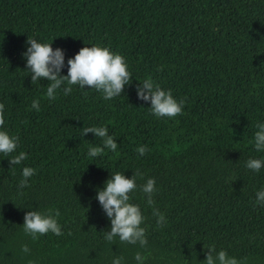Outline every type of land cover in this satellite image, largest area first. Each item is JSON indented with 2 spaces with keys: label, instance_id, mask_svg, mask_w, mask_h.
<instances>
[{
  "label": "trees",
  "instance_id": "1",
  "mask_svg": "<svg viewBox=\"0 0 264 264\" xmlns=\"http://www.w3.org/2000/svg\"><path fill=\"white\" fill-rule=\"evenodd\" d=\"M27 37L63 50L65 76L81 47H107L125 58L131 81L111 100L79 85L64 95L66 84L49 100L50 82L31 83L26 69ZM148 77L185 98L181 115L157 118L137 98ZM0 103V130L19 137L15 152L0 153V264H112L118 256L137 264V252L144 264H203L209 245L264 264V205L255 203L264 167H245L264 160L253 139L264 123V0H0ZM84 126L107 127L117 150L89 157L102 140L82 136ZM141 145L150 149L143 156ZM21 151L28 159L10 165ZM25 166L36 174L20 188ZM137 169L144 177L129 195L145 218L147 247L118 237L110 244L97 190L111 174L131 178ZM148 178L163 227L139 188ZM48 209L59 210L63 235L33 240L24 214Z\"/></svg>",
  "mask_w": 264,
  "mask_h": 264
},
{
  "label": "clouds",
  "instance_id": "2",
  "mask_svg": "<svg viewBox=\"0 0 264 264\" xmlns=\"http://www.w3.org/2000/svg\"><path fill=\"white\" fill-rule=\"evenodd\" d=\"M28 47L22 54L26 58V69L31 74V83H36L41 79H46L50 83L47 86L46 97L49 100L56 99L57 90L63 85L64 95L72 92L73 85L81 88H92L103 95L105 100H111L121 95L124 86L131 81V74L125 58L107 47L85 46L67 60V75H61V69L65 66L64 52L61 48L53 49L50 43H40L34 38L26 41ZM159 70V69H158ZM137 98L142 101H150V112L155 117H176L182 114L185 98L177 101L171 89L164 90L152 78L148 77L140 82L136 87ZM31 108L40 111L39 100L33 99ZM5 124L4 104L0 103V127ZM257 131L254 133V148L257 152L264 151V123L255 124ZM93 133L95 137L102 140V146H89L87 155L95 158L103 155L105 149L112 152L117 150V143L113 136L108 134L105 126H84L81 128L82 136ZM19 137L10 135L5 130H0V153L5 157L15 152ZM251 143V141H250ZM136 151L140 156L150 151L145 145L139 146ZM28 159V154L21 151L18 155L12 156L10 165H20L22 161ZM245 167L259 172L264 167V160L259 158H249ZM36 174V169L25 166L22 168V179L19 182L20 188L30 187L29 178ZM144 173L139 169L131 178H126L123 173L116 172L104 182V187L98 189L96 199L110 220V231H105L104 239L110 244L116 237L120 242L127 244H139L141 248L147 247L146 230L141 227L144 216L140 207L130 202L129 193L137 189V179H143ZM155 179L148 178L145 183L139 186L145 194L146 203L152 207V213L156 217L157 227H163L167 221L165 215L154 206L153 194L157 191ZM255 203L264 205V189H260L255 194ZM60 215L58 209H48L47 214L30 210L25 212L23 217V231L30 235L33 240L38 236L49 232L56 236L63 235L61 225L56 217ZM205 258L203 264H241L235 257H231L225 250L217 251L214 245L205 247ZM21 251L28 253L30 249L27 245L21 246ZM137 264H144L147 256L141 252L135 254ZM122 256L115 257L112 264H123Z\"/></svg>",
  "mask_w": 264,
  "mask_h": 264
}]
</instances>
